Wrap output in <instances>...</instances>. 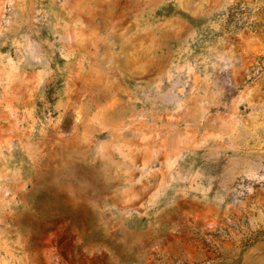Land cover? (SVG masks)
<instances>
[{"label": "clouds", "instance_id": "1", "mask_svg": "<svg viewBox=\"0 0 264 264\" xmlns=\"http://www.w3.org/2000/svg\"><path fill=\"white\" fill-rule=\"evenodd\" d=\"M0 264H264V0H0Z\"/></svg>", "mask_w": 264, "mask_h": 264}]
</instances>
